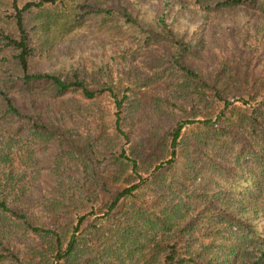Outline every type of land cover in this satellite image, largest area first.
Segmentation results:
<instances>
[{"label": "trees", "instance_id": "16d2710c", "mask_svg": "<svg viewBox=\"0 0 264 264\" xmlns=\"http://www.w3.org/2000/svg\"><path fill=\"white\" fill-rule=\"evenodd\" d=\"M61 2L6 37L23 75L0 78V264H264V0H194L191 36L86 5L135 30L133 55L29 74L25 20Z\"/></svg>", "mask_w": 264, "mask_h": 264}, {"label": "rangeland", "instance_id": "374dc122", "mask_svg": "<svg viewBox=\"0 0 264 264\" xmlns=\"http://www.w3.org/2000/svg\"><path fill=\"white\" fill-rule=\"evenodd\" d=\"M39 1L0 0V78L10 74L23 75L20 68L15 67L19 50L9 45L10 40L6 37L14 40L21 38L16 14L27 3ZM86 5L127 9L147 28L155 20L162 19L169 26L177 27L180 33L185 32L190 36L203 24V15L195 7L194 0H63L55 6H47V13L35 10L32 22L30 17L25 20V30L30 37L28 46L34 48L28 59L29 74H67L83 64L93 69L108 64L114 70V65L121 63V53L129 49L126 55H133L131 53L135 46H132L130 37L135 30L122 27L118 20L104 23L99 16L84 14ZM219 37L220 33L212 38V43L217 45ZM254 44L255 40L249 39L250 50L256 49ZM213 48L214 53L225 57L219 48ZM23 163L22 169L29 187L44 182V170L35 177L31 164Z\"/></svg>", "mask_w": 264, "mask_h": 264}]
</instances>
